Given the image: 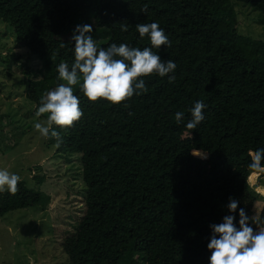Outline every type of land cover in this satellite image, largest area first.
I'll return each instance as SVG.
<instances>
[{
    "label": "trees",
    "instance_id": "obj_1",
    "mask_svg": "<svg viewBox=\"0 0 264 264\" xmlns=\"http://www.w3.org/2000/svg\"><path fill=\"white\" fill-rule=\"evenodd\" d=\"M234 3L254 10L264 27V0H0V20L39 60L34 75L24 70L22 79L35 108L63 83L58 65L71 70L69 29L90 15L104 39L98 49L151 47L136 25L157 23L170 47L152 51L176 64L164 77H143L147 91L118 105L90 102L73 86L83 116L71 127L53 125L59 146L48 137L56 154L78 156L84 188L83 208L60 238L65 264H209L211 225L232 215L239 228L243 209L255 231L250 173L264 172L249 167V152L264 149V36L239 31ZM197 101L206 106L204 120L189 130ZM177 112L184 113L179 124ZM18 189L0 193V216L47 199L21 180ZM229 198L238 203L235 212ZM258 218L264 226V202Z\"/></svg>",
    "mask_w": 264,
    "mask_h": 264
},
{
    "label": "rangeland",
    "instance_id": "obj_2",
    "mask_svg": "<svg viewBox=\"0 0 264 264\" xmlns=\"http://www.w3.org/2000/svg\"><path fill=\"white\" fill-rule=\"evenodd\" d=\"M233 7L239 31L262 38L264 27L256 21V12L236 3ZM77 25L95 29L91 15L85 23H73L70 35ZM86 35H91L96 45L103 43L94 30ZM35 66L39 67V60L15 41L10 25L0 20V170L19 175L26 186L47 196L44 204H38L42 208H19L0 216V264H65L60 238L71 231L83 208L78 156L56 154L50 139L34 128L35 123L45 124L48 115L37 117L39 107L25 94L23 72L34 75ZM250 175L249 191L256 199L252 218L258 217L264 202V174L251 171ZM252 225L255 230L264 227Z\"/></svg>",
    "mask_w": 264,
    "mask_h": 264
},
{
    "label": "clouds",
    "instance_id": "obj_3",
    "mask_svg": "<svg viewBox=\"0 0 264 264\" xmlns=\"http://www.w3.org/2000/svg\"><path fill=\"white\" fill-rule=\"evenodd\" d=\"M136 29L141 38L146 35L150 39L151 47L143 50L129 47L126 44H111L107 48H97L91 35V25H77L72 40L74 46V63L71 70L66 63L58 65V80L60 83L53 90L48 91L41 100L35 115H47L45 124L35 123L34 128L41 136L56 138L57 146L62 142L60 133L53 129V125L61 128L71 127L81 119L83 112L80 99L73 93V86L79 85L80 92L90 102L104 99L113 105H118L133 96L136 90L147 91L143 77L158 74L160 77L173 72L176 64L164 61L152 51L161 46H169L170 41L163 29L153 22L137 24ZM122 31H127V25H121ZM75 33H78L75 34ZM63 46V44H62ZM82 79V83L80 80ZM174 77H170V80ZM138 94V93H137ZM203 101H197L189 111L191 119L186 124L187 129L194 130L204 120ZM184 113L177 112L175 120L179 124ZM186 138H191V133ZM199 149L192 151L194 156L201 155ZM253 170L264 172L261 161L264 160V149L250 151ZM21 177L7 170H0V193L15 194ZM227 205L229 212H235L237 201L229 198ZM239 228L233 223L235 217L225 216L220 224L211 225L212 236L207 245L211 252L209 264H264V227L255 230L249 226V217L243 209L239 211ZM252 223L259 225V218L252 217Z\"/></svg>",
    "mask_w": 264,
    "mask_h": 264
}]
</instances>
